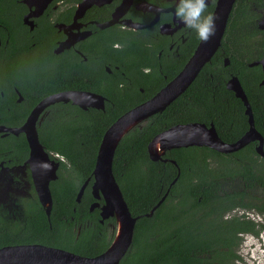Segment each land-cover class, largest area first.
I'll return each instance as SVG.
<instances>
[{
	"label": "flooded vegetation",
	"instance_id": "obj_1",
	"mask_svg": "<svg viewBox=\"0 0 264 264\" xmlns=\"http://www.w3.org/2000/svg\"><path fill=\"white\" fill-rule=\"evenodd\" d=\"M216 2L207 0L206 14L213 13ZM178 3L0 0V248L37 244L92 259L111 245L116 218L102 211L105 201L100 191L92 189V169L82 179L75 177L63 155L48 149L43 135L53 131L64 116L77 117L80 110L94 109L106 115L119 100L113 93L124 99L120 116L171 81L200 42L195 31L176 18ZM263 56L264 0H234L219 45L206 63L219 59L223 67L240 69L233 64L238 59L247 73L256 70L260 75L254 81L264 97V73L257 62ZM233 71L226 82L233 76L240 82L238 70ZM80 93L92 104L82 108ZM235 97L243 105L246 128L234 140L219 137L226 143L235 142L249 129L245 105ZM95 103L98 107L92 106ZM251 113L264 150V132L256 127L252 109ZM34 130L48 160L52 166L56 164V178L48 182L50 206L40 203L35 190L32 172L49 175V163L42 164L40 153L31 160L26 133ZM258 145L259 140L253 139L229 153L207 146L179 147L195 152L196 161L205 165L201 175L209 170L212 178L202 184L204 196L194 202L181 191L182 184L168 189L179 175L177 168L176 177L160 197L165 207L157 216V227L164 224L166 229L176 230L183 217L185 230L192 231L195 244L202 246L191 254L203 264H264V156L256 152ZM170 150L157 161L177 166ZM230 169L234 173L226 174ZM63 174L76 184L66 198L53 189ZM189 180L195 183L197 179ZM122 197L125 201L123 193ZM206 197L209 206H194ZM192 217L205 220L194 222ZM41 223L44 225L37 229ZM44 264L65 263L50 259Z\"/></svg>",
	"mask_w": 264,
	"mask_h": 264
},
{
	"label": "trees",
	"instance_id": "obj_2",
	"mask_svg": "<svg viewBox=\"0 0 264 264\" xmlns=\"http://www.w3.org/2000/svg\"><path fill=\"white\" fill-rule=\"evenodd\" d=\"M233 24L232 17L231 26ZM213 60L201 68L181 95L164 110L149 117L140 128L130 130L115 149L112 161L114 178L130 212L138 215L130 249L120 264H203L200 258L191 254H195V248L202 246L195 244L192 231L185 230L183 217L177 222L176 230H168L164 224L160 228L157 227V216L165 207L163 202L151 216L145 214L159 201L172 179L176 177L177 168L179 175L168 189L172 191L182 184L181 191L193 198L194 202L198 196H204L201 187L207 179L212 178L208 176L210 171L208 170L206 175L202 171L201 175L200 168H205V165L196 161V153L188 151L187 148L170 150V157L176 161L177 166L170 162L151 161L146 145L155 134L175 124L195 121L206 125L212 122L218 136L224 141L238 138L246 128V121L241 101L225 85L229 73H234L233 70L239 72L238 77L248 97L254 123L264 132V97L262 89L257 86L258 81H254L258 80L260 75L256 70L247 73L243 64L237 62L238 59H234L233 64L240 69L223 67L221 60ZM113 97L119 99L118 103L114 102L115 106L106 115L94 109L80 110L77 117L64 116L62 121L54 126L53 131L43 135L48 149L63 155L66 160L64 164L70 165L75 177L82 179L90 173L103 132L124 109L120 105V102L124 101L122 96L113 93ZM233 173L232 169L226 172ZM70 177L68 174L61 175L53 187L59 189L58 193H61L63 198H66L70 191H75V181ZM193 177L197 179V183L189 180ZM60 200L58 197V201ZM193 204L199 207L209 206V198ZM191 220L201 222L205 219L192 217ZM43 225L39 224L37 229ZM42 229L45 230V226ZM48 231L54 232L55 229Z\"/></svg>",
	"mask_w": 264,
	"mask_h": 264
},
{
	"label": "water",
	"instance_id": "obj_3",
	"mask_svg": "<svg viewBox=\"0 0 264 264\" xmlns=\"http://www.w3.org/2000/svg\"><path fill=\"white\" fill-rule=\"evenodd\" d=\"M233 1L234 0H217L212 13L216 18L215 35L206 43L201 41L198 43L192 56L180 72L151 98L118 116L103 132L91 171L94 179L92 189L96 192L100 191L103 195L105 204L102 207V211L114 215L116 218L117 225L111 245L100 255L92 259L83 258L64 250L37 244L5 246L0 248V264H44V262L47 263L50 259H58L65 264L119 263L132 243L134 224L137 217L131 216L112 172V161L115 149L124 135L136 126H140L152 115L164 110L167 105L182 94L192 83L200 68L204 63L209 61L211 55L219 45V39L225 28ZM257 62L260 63L264 73V56ZM263 82L264 81H262V83ZM226 88L231 90L235 96L239 97L245 105V114L248 116L249 122V129L246 133L235 142L226 143L219 138L212 123L208 126L199 122L175 124L158 132L149 140L146 145L148 158L151 161H157L161 159V155L165 150L191 145L207 146L219 152L229 153L240 149L253 139L259 140V145L255 149L256 152L264 156L262 136L253 126V118L249 103L236 76L231 77L229 81L226 82ZM79 95V97H81L83 94L80 93ZM93 99H98V97L93 96ZM79 104L82 108H85L92 103L89 102L87 97H81ZM92 106L98 107L96 103ZM26 139L30 147L31 160L33 161L34 156L40 153L41 160L44 161L42 164L47 160L49 165H51L49 175L45 176L43 172H32L35 190L37 191L40 203L43 206L45 203L50 206L51 197L48 182L56 178V164L52 166V162L48 160L46 153L41 149L35 130L32 133H26ZM82 188L80 189L81 191ZM162 200L161 198L145 215L151 216L153 210Z\"/></svg>",
	"mask_w": 264,
	"mask_h": 264
},
{
	"label": "clouds",
	"instance_id": "obj_4",
	"mask_svg": "<svg viewBox=\"0 0 264 264\" xmlns=\"http://www.w3.org/2000/svg\"><path fill=\"white\" fill-rule=\"evenodd\" d=\"M207 7V0H179L175 10L176 18L205 43L216 33V18L211 13L206 14ZM50 168L47 165V170Z\"/></svg>",
	"mask_w": 264,
	"mask_h": 264
}]
</instances>
